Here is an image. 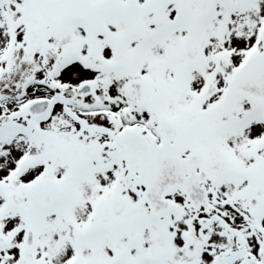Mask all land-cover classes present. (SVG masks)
<instances>
[{
	"label": "snow or ice",
	"instance_id": "obj_1",
	"mask_svg": "<svg viewBox=\"0 0 264 264\" xmlns=\"http://www.w3.org/2000/svg\"><path fill=\"white\" fill-rule=\"evenodd\" d=\"M0 264H264V0H0Z\"/></svg>",
	"mask_w": 264,
	"mask_h": 264
}]
</instances>
